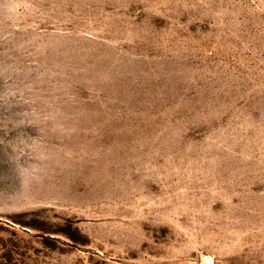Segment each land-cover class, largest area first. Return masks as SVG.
I'll return each mask as SVG.
<instances>
[{
  "label": "rangeland",
  "instance_id": "1",
  "mask_svg": "<svg viewBox=\"0 0 264 264\" xmlns=\"http://www.w3.org/2000/svg\"><path fill=\"white\" fill-rule=\"evenodd\" d=\"M0 264H264V0H0Z\"/></svg>",
  "mask_w": 264,
  "mask_h": 264
}]
</instances>
